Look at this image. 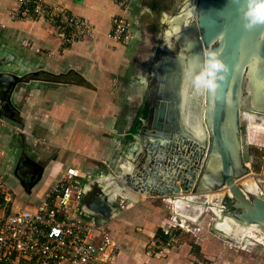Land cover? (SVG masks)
<instances>
[{
	"label": "rangeland",
	"instance_id": "374dc122",
	"mask_svg": "<svg viewBox=\"0 0 264 264\" xmlns=\"http://www.w3.org/2000/svg\"><path fill=\"white\" fill-rule=\"evenodd\" d=\"M0 1V72L5 71L21 76H27L29 73L32 74L30 71H28L27 73L26 71L30 69V66L34 65L32 61L37 57L33 58V55H30L31 42L28 41L26 37L22 36V31L15 25L17 21L45 20L57 27L59 36L64 43H71L83 39L96 41V39H98L99 37V32H97L95 24L89 19L93 26L92 32L95 36L69 41L61 36V29L59 28L60 23H62L63 21L66 22V16L62 17L61 15H59L62 21H57L56 19L55 21L51 22L47 19L41 18H19L16 13V10L20 8V3L18 0ZM111 1L115 5H117L116 2H114L113 0ZM163 1L164 0L132 1L129 10L126 13L131 19L132 28L136 36L130 44L117 43L109 37L113 43L107 45L108 47L114 46L115 49H117L119 46H125L127 50L135 49V51L137 52V57L134 55L133 57L128 58V60L125 61L126 63H124L127 64L128 62L131 67L138 68L135 73H127L122 76L121 74H118L119 76L117 77L111 76L108 77V79L99 78L93 81L90 79L88 80L86 76L81 75V78L79 77L80 80H74L77 83L79 81L80 83H82L81 99L83 101L82 108L84 111H88V102L90 101L91 97L97 98L98 100L113 99V101L117 100V103L121 102V97L117 96L124 95V91H126L125 88L129 87L130 85L134 92H140L139 102H144V97L149 98L148 93L150 87L159 83V76L156 70L159 61L162 59L165 53L176 55L181 53L182 50L187 52V39L180 41L177 38V32L184 26H187L196 20V12L202 0H174L171 7L167 10L161 8V4H163ZM47 2L50 7H53L55 9L57 7L58 10H64L68 14L87 18L79 14L69 13L66 8L61 7V5H58V3H52L50 0H47ZM154 2L155 5H159L160 8L159 6L158 9L150 8L149 5L154 4ZM146 10H148V12L150 10L147 15L150 18L147 17L146 21L150 22L154 17L157 18L159 24L157 25L156 30H149L146 26V21L144 22L140 20L139 16L140 14H142L141 11L144 12ZM119 13H122V10H120L116 14ZM176 18H184V21L181 22L182 25L180 26V29L178 31H176V28H174V25H176ZM152 22H154V19L152 20ZM171 32L173 33L172 35ZM168 34L170 36H168ZM197 34L198 33L195 31L191 34L190 38H193ZM167 36L171 39L170 51H166L164 48L165 42L168 39ZM135 45H137L136 48ZM247 72L248 70H246L243 74V81L241 86L242 105L240 108L242 113L241 116L246 118V121H241L243 158L250 168V173L248 174V176H246L245 180L255 182V184H257L264 191V112L255 110L252 107L253 96L249 92L248 83L250 82V78L247 77ZM44 77L48 78L52 76L44 75ZM30 78H33V76L28 77V83H21L15 89L13 103L18 111L13 113V118L3 115L5 122L11 125L12 128H9L7 124H5V126H0V136H2L1 132H7L9 134H12V136H8L6 137V139H4L3 153L0 155V160L2 167L6 172L4 177L5 179H7L10 189L13 190L14 194L16 193L15 197L17 203L21 207L34 211L37 209L39 203H41L43 200H46V194L48 190L62 175L57 178L47 190L42 192L43 195L41 196L40 201H33V198L30 197L31 194L28 195L29 193H31L30 191H27L26 193L28 194H26L25 196H21L18 194L16 190L18 181L15 178H12L10 174H8L7 168H9L10 172L14 171V167L21 154V145L23 143L26 145V150H28V152H30V154L33 156L32 159L35 163H39V160L44 164V167L47 163V160L44 158L38 159V157L40 156V154L36 151V149L38 148L35 147L34 144H28L27 134L24 129L26 124L24 112H26L27 110H31L34 113L36 111H39V113L37 114L39 115L41 114L44 107H49L47 105H43L42 107H40V104H42V100L39 98L37 99L38 101L36 100V103H39L37 105H30V102L27 103V96H29V93H31L32 89L44 88V86L47 85L43 81L45 78L43 79L39 77L38 74L35 76V79L37 80L29 81ZM132 78H137V80H134V82L131 83ZM43 100L45 103L47 102V99ZM151 105L153 104H150L148 107H150ZM138 107L139 105L137 104L118 106V108L125 111L126 115H130L131 118ZM109 108H111L109 112H113L119 117L118 108L114 104H98L96 113L101 112V109ZM104 118L105 117H102L100 113H98L97 120L99 121L97 122L98 129L96 132V136L98 137V139L103 137L102 134L104 130L109 127V122L103 121ZM124 119L125 121L119 119L114 122V136H112L111 139L102 141V143L112 142L113 146L116 148V151L121 149L127 153L132 148L136 149L137 153L140 149L138 144L143 140L141 138L142 131L136 132V137L134 135L132 138L127 137L126 134H124V132L122 131L127 130L126 126L127 123L130 124V121H126L125 117ZM188 123L191 127H197L198 125H200V112L198 110L192 108L191 113H189ZM36 135L40 136L38 134ZM125 152L122 151L121 157L125 156ZM140 158L141 155L138 159ZM98 167H101V162L99 161ZM87 171L89 170L87 169ZM44 173L45 169L40 180H42V178L44 177ZM82 177L83 170H81L79 181L81 185L84 186V183L81 181ZM39 181L33 184L32 187L26 186L25 190L32 189L36 184L39 183ZM244 181L242 180V182ZM175 183L181 186H184L185 184L183 180L178 179L175 180ZM113 189H115V186H112L111 190ZM191 192L192 190L184 191L183 196H189L190 198L198 202L207 200L209 195H212L211 200H213L214 195L217 194H210V192ZM115 194H117V192H115ZM119 197L121 196L119 195ZM162 197L170 199L168 196ZM109 198L110 197H108V199ZM128 198L131 200V202H135L132 197L128 196ZM77 203L78 205L76 203L74 204L75 209H70L72 213H76L78 209H80L83 217L91 214L88 216H92V218H95L99 223L103 224L106 231H108L113 236L116 246H113L112 250H110V256L107 259L108 264H114L115 259L119 255L121 256L128 252H130L131 254V251H138L136 253L138 254V257L145 256L147 258H155V262H157V264H264V233L257 229L258 233H256V235H246L243 233V231L238 230L228 224L227 226L223 227L228 232V234H224L214 228L217 221L218 210L215 211L211 207H205L204 210L199 211L200 209L198 207L188 202L185 204V207L187 208H178V210H176L173 204L174 200L172 199L168 201L163 200L162 202H156V207H158L156 209L150 206H142L140 208L141 211L134 212L132 214L130 213V215H128L127 217L131 221L129 226L131 227L129 230L130 232L128 233L127 229H124V231L119 234L125 235L126 232L128 234L132 233L133 235H131L130 237V242H136V245H140V247L134 246V248L130 246V248L128 249L127 243H121L117 240L116 237H114L115 235H113V232L108 224V220L112 219L113 213H111V216L109 218H106L98 211L91 212L87 210L83 203V199L81 201H78ZM113 205V207H116V209L120 213L122 208L120 200H117ZM154 210H156V214ZM158 214L160 215V219L156 218V221L154 219V215ZM154 220L156 222H154ZM151 230L152 232L155 231V234L151 233L152 235H149L147 233ZM259 235L262 238L259 237ZM142 237L143 239L146 238L145 240H148L145 245L143 243V240L141 243H139ZM118 261L120 264H126V261L122 260L121 258ZM144 262L145 261H142L143 264H145ZM130 263L133 264V262Z\"/></svg>",
	"mask_w": 264,
	"mask_h": 264
},
{
	"label": "water",
	"instance_id": "95a60500",
	"mask_svg": "<svg viewBox=\"0 0 264 264\" xmlns=\"http://www.w3.org/2000/svg\"><path fill=\"white\" fill-rule=\"evenodd\" d=\"M247 8L246 0H202L196 20L181 29L180 38L177 37L180 41L189 39L195 31L198 34L190 38L192 48H186L187 52L182 50L184 57L182 53H166L159 61L156 70L159 83L151 89L155 101L148 111V126L142 131L140 149L132 160L140 162L133 168L122 169L118 191L136 199L137 195L127 189L129 186L135 192L168 196L175 201L185 198L183 192L187 190L216 192L213 200L204 202L215 211L219 208L217 221L229 217L243 226L256 225L255 228L264 233V191L259 186L255 191L246 188L250 168L243 158L241 140V121H246L240 109L243 74L248 70L249 78L254 62H258L259 70L264 72V24L246 27L249 23L244 15ZM191 52L204 54V62L212 52H218L226 65L216 75L215 90L207 89L205 95L203 92L183 96L184 59H188ZM240 62L243 69L237 67ZM6 75L14 86L25 77L14 73ZM192 108L200 112L205 132L202 137L195 136L193 131L200 125L191 127L188 123ZM231 109L235 112L233 130L236 131L228 136L226 125ZM254 109L264 112V109ZM237 143L240 145L235 150L232 145ZM38 165L40 170L34 184L45 169ZM177 179L183 180L184 186L176 184ZM108 197L91 205L106 218L111 216L114 206ZM185 199L194 204L192 198ZM214 228L228 234L216 224Z\"/></svg>",
	"mask_w": 264,
	"mask_h": 264
},
{
	"label": "crops",
	"instance_id": "0c3cea01",
	"mask_svg": "<svg viewBox=\"0 0 264 264\" xmlns=\"http://www.w3.org/2000/svg\"><path fill=\"white\" fill-rule=\"evenodd\" d=\"M50 1L66 8L69 13L79 14L90 19L95 24L99 37L96 41L83 39L64 43L59 36L57 27L45 20H23L16 22L15 25L23 33L22 36L31 42L30 55H33V58L37 57L32 61L34 65L30 66V69L26 71V73L28 71L32 73L28 74L29 76H33L30 79L32 81L37 80L35 79L37 74L43 79L45 78L44 75L52 76L43 80L47 84L44 88H34L29 93V96H27V103L30 102V105L39 104L36 103L39 98L42 100L40 107L43 105L49 107L41 108L42 112L39 115H37L39 111L34 113L31 110H27L24 112L26 119L24 129L27 134L28 144H34L38 148L36 149L40 154L38 159L44 158L47 160L44 177L32 189L25 190L18 183L16 190L21 196H25L28 194L26 192L30 191L31 193L28 195L31 194L30 197L33 198V201H40L43 195L42 192L47 190L63 174L67 166H78L83 170V177L81 178L85 187L83 203L87 210L91 212L96 211L92 209L91 205L94 201L104 199L106 195L110 196L109 200L112 203L120 200L122 205L121 212L119 213L116 207H113V216L111 220H108V224L113 235H115L114 237L121 243H127L128 249L130 246L133 248L134 246L140 247V245L135 244L136 242H130V237L133 234H128L131 228L129 227L131 221L127 218L128 215L141 211L140 208L142 206H150L156 209L158 208L156 207V202L168 201L170 199L155 194H148L147 192H135L129 186L126 188L132 194L137 195L136 199L133 198L135 202H131L126 193H120L118 191V180L120 174H122V169L129 166L133 168V166H138L137 164L140 162L135 163L132 161L135 158L136 149L131 148L127 153L121 149L116 151L112 142L102 143V141L111 139L114 136V122L119 119L125 121L124 117L126 121H130V124L127 123V130L122 132L127 137L132 138L133 132H138V129L132 130V127L135 126L134 122L137 123L136 128L137 126L141 127V123L146 118L144 107L153 104L154 98L152 97V101H149V98L144 97V102H139L140 92H134L130 85L125 88L124 95L117 96L121 97V102L117 103V100L113 101V99L98 100L91 97L88 102V111H84L81 99L82 83L80 81L77 83L74 80H80L81 75L93 81L99 78L108 79L111 76L117 77L119 76L118 74H121V76L127 73L133 74L138 68L131 67L128 62L127 64L124 63L134 55L137 57V52L135 49L127 50L125 46H119L117 49L114 46H107L113 43L108 36L112 25V16L120 11L118 6L111 0ZM154 18L156 19V17ZM134 80H137V78H132L131 83ZM154 86H151L150 89ZM43 99H47V102L45 103ZM134 103L139 105V107L132 115V118L130 115H126L123 109L118 108L121 105H135ZM98 104H114L117 106L119 113L118 117L115 113L109 112L111 108L101 109L102 111L98 112L102 117H105L103 121L109 122V127L104 130L103 137L99 139L96 136L98 129L97 122L99 121L97 120L98 113H96ZM7 126L12 128L9 124ZM1 134L3 142L6 137L12 136V134L7 132H1ZM22 145L25 144L23 143ZM122 151L125 152V156L123 157H121ZM98 161L101 162V167H98ZM112 186H115V189L111 190ZM173 204L175 209L178 210L175 201ZM183 208L187 207L184 205ZM154 211L156 214V210ZM158 215H154L156 221V218L160 219V215ZM155 220L154 222H156ZM124 229H127L128 233L119 235ZM147 233L152 235L151 233L155 234V231L152 232L151 230ZM145 239L142 237L139 243L143 240L145 245L148 241ZM131 252V254L128 252L121 256L119 255L120 257L118 256L119 258L115 259L114 264H120L118 261L120 258L125 260L126 264H132L130 262H133V264H143L142 261H145V264H157L155 258L138 257V254H136L138 251Z\"/></svg>",
	"mask_w": 264,
	"mask_h": 264
},
{
	"label": "built area",
	"instance_id": "2783aa9c",
	"mask_svg": "<svg viewBox=\"0 0 264 264\" xmlns=\"http://www.w3.org/2000/svg\"><path fill=\"white\" fill-rule=\"evenodd\" d=\"M18 1L19 18L51 22L62 21L59 15L66 16V22L59 24L64 39L74 41L95 36L88 18L50 7L47 0ZM113 1L122 13L113 15L109 37L117 43L130 44L136 34L126 12L133 0ZM5 124L0 114V126ZM3 147L0 136V155ZM5 174L0 160V264H108L110 250L116 246L113 236L103 224L88 216L91 214L83 217L80 209L76 213L70 211L84 195L78 166L66 167L48 190L46 200L34 211L17 203L16 193L10 189Z\"/></svg>",
	"mask_w": 264,
	"mask_h": 264
},
{
	"label": "bare ground",
	"instance_id": "6f19581e",
	"mask_svg": "<svg viewBox=\"0 0 264 264\" xmlns=\"http://www.w3.org/2000/svg\"><path fill=\"white\" fill-rule=\"evenodd\" d=\"M183 19L176 18V25H174V28H176V31H178L180 29V26L182 25L181 22L184 21ZM181 29L177 32V37H179V38H180ZM172 34L173 33L171 32V35ZM186 44H187L188 50H190L192 48V46H193V44L191 42V39H187ZM164 46H165V48L169 49V51L171 50V39H170V37L165 42ZM181 53H182V55L184 57L185 56V52L181 51ZM186 56H188L187 53H186ZM188 57H189L188 59H184L185 60V62H184V73H185L184 81H185V85H183V93H184L183 96H185V94L199 95L200 93H203V92H204V95H205V92L207 91V89H205L203 87H197V84L195 82L196 76H198L206 68V65L204 64L205 63L204 62V54H202V56H201V54H199L197 52H191V54ZM241 58H243V56ZM202 60H203V62H202ZM237 67H240V69L244 68V66L241 65V62L237 65ZM248 74H249V78H250L249 79L250 80V82H249V92L253 96V102H252L253 103V107L257 108V109H264V72H261L259 70L258 62H254L253 63L252 68L249 70ZM233 80H234V77H233ZM211 101H212V104L214 106L213 96L211 98ZM205 113L206 112H204V114ZM234 114H235L234 110L231 109L229 111V116H227L226 133H227L228 136H230V134L232 135L233 132L236 131L235 129L233 130ZM193 131H194V135L195 136L202 137L203 136L202 134H205V132L203 130V125L201 123H200V126L198 127V129L193 130ZM238 145H240V144L239 143H237L236 145L233 144L232 145L233 149L237 150L238 149ZM212 167L216 169L217 166H215V163H213ZM246 188L249 189V190H252V191H255V190L259 189L258 185L255 184V182H252V181H248L247 182ZM211 196L212 195H209L207 200H211L212 199ZM183 197L188 198L189 196H183ZM185 198L178 199L176 201L174 200L176 202L177 208H183V205H185L186 203L189 202ZM197 202L198 201H194L193 203H194V206H196V207H198L200 209L199 211H202V210H204L205 207H208V206H206L204 201L198 202V203ZM217 210H218L217 214H219V208ZM228 224H230V226L235 227L238 230L243 231V233L246 234V235L254 236V235H256V233H258L257 232V228H255L256 225H250L248 227L247 226H243V225H241L239 223L234 222L229 217H226L225 221L218 220L216 222V225L219 226L220 228H223L224 226H227ZM223 229L225 230V228H223ZM259 237H261V236L259 235Z\"/></svg>",
	"mask_w": 264,
	"mask_h": 264
},
{
	"label": "flooded vegetation",
	"instance_id": "af4514ba",
	"mask_svg": "<svg viewBox=\"0 0 264 264\" xmlns=\"http://www.w3.org/2000/svg\"><path fill=\"white\" fill-rule=\"evenodd\" d=\"M174 0H164L163 4H161V8L164 10H167L168 8L171 7L172 3ZM150 8L153 9H158V6L154 4H150L149 5ZM160 8V6H159ZM150 12V10H149ZM148 10L142 12V14H140V20L142 21H146V18L148 17ZM153 15V14H152ZM152 17V16H151ZM150 18V17H148ZM154 19V22H152V20ZM150 22L146 21V26L149 30H156L157 25L159 24L157 21V18H153ZM6 73L9 72H0V113L4 116H10L13 118V113H15L17 110V108L15 107L14 103H13V97H14V93H15V89L16 87L21 84V83H28V77L29 75L25 76L24 78L21 79V81L14 86L13 84L10 83V80L8 79ZM31 80V79H30ZM29 80V81H30ZM149 96V101H152V93H151V89L149 90L148 93ZM155 99L152 101L154 103ZM150 105V104H149ZM147 105V106H149ZM148 107V111H149ZM147 116L148 113L146 114V118L145 121L141 123V127L139 128V126H137L136 129H138V132L140 131H144L145 127L148 126V120H147ZM134 125L136 126L137 123L134 122ZM134 136L136 132H133ZM142 133V132H141ZM140 133V134H141ZM139 134V133H138ZM137 135V134H136ZM133 137V136H132ZM21 154L19 157V160L17 161L15 167H14V171L10 172L9 168H7L8 170V174L12 175V178H15L16 180H18L19 185L21 186V188L25 189L26 186H31L34 184V181L36 180V178H38V171L40 170V166L38 165V163H35L33 161V156L30 154V152H28V150H26V145H21ZM39 164L43 165L44 164L39 161Z\"/></svg>",
	"mask_w": 264,
	"mask_h": 264
},
{
	"label": "clouds",
	"instance_id": "9594fccd",
	"mask_svg": "<svg viewBox=\"0 0 264 264\" xmlns=\"http://www.w3.org/2000/svg\"><path fill=\"white\" fill-rule=\"evenodd\" d=\"M248 4L245 17L249 19L246 27L255 24H264V0H246ZM207 55V54H206ZM206 68L195 78L197 87L215 90L217 87L216 75L226 68L225 63L219 58L218 52H212L210 58L206 59ZM222 78V77H221Z\"/></svg>",
	"mask_w": 264,
	"mask_h": 264
},
{
	"label": "trees",
	"instance_id": "16d2710c",
	"mask_svg": "<svg viewBox=\"0 0 264 264\" xmlns=\"http://www.w3.org/2000/svg\"><path fill=\"white\" fill-rule=\"evenodd\" d=\"M144 112H145V114H147L148 113V106L146 105L145 107H144ZM133 129L132 130H136V126H134V127H132Z\"/></svg>",
	"mask_w": 264,
	"mask_h": 264
}]
</instances>
